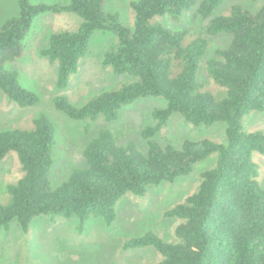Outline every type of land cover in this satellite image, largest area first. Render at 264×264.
<instances>
[{
    "label": "trees",
    "instance_id": "16d2710c",
    "mask_svg": "<svg viewBox=\"0 0 264 264\" xmlns=\"http://www.w3.org/2000/svg\"><path fill=\"white\" fill-rule=\"evenodd\" d=\"M16 1L19 15L0 29V89L10 101L22 108L39 102L35 93L19 84L16 73L5 70V64L22 56L24 40L38 16L67 12L83 20L79 29L52 35L42 51L58 64V87L67 88L78 73L96 32L118 38L104 54L103 67L134 82L106 91L81 108L57 97V110L74 121L103 116L111 123L119 120L123 108L140 99L161 98L166 106L154 109L153 124L141 132L146 151L132 142L119 144L123 131L102 128L84 149L85 167L73 170L57 188L50 178L55 127L47 116H39L30 130L0 132V165L15 152L23 172L18 182L7 187L8 203L0 204V230L8 231L16 222L28 233L33 220L41 216L53 221L76 218L80 232L93 218L112 227L118 219L117 206L126 195L145 197L149 188L175 183L217 154L215 165L202 172L196 191L164 213L165 218L180 220L177 241L168 242L151 231L128 239L123 249L152 247L162 256L157 264H264V190L258 165L252 161L253 153L264 154V133H247L242 125L250 112H264V4L256 12L232 5L228 15L216 17L227 0H204L199 7L200 17L210 20V35L232 37L229 46L215 51L207 62L209 76L223 88V99L217 100L202 93L197 78L207 39L157 21L180 22L196 0L132 1L133 27L120 12L106 11L108 0H71L67 6ZM175 114L194 127L224 123L227 142L186 139L181 148L171 143L161 146L155 137Z\"/></svg>",
    "mask_w": 264,
    "mask_h": 264
},
{
    "label": "rangeland",
    "instance_id": "374dc122",
    "mask_svg": "<svg viewBox=\"0 0 264 264\" xmlns=\"http://www.w3.org/2000/svg\"><path fill=\"white\" fill-rule=\"evenodd\" d=\"M135 0H108V13L120 12L124 21L134 26V11L131 2ZM204 0H196L191 11L184 14L180 22L171 18H157V21L172 29H188L191 36L203 37L208 41L206 56L200 63L198 81L203 84L202 93L212 94L217 100L223 99V88L215 83L207 72V62L215 57V51L225 49L232 37L227 34L212 36L208 33L210 20L199 15V7ZM31 4L64 5L71 0H30ZM264 0H227L213 17L228 15L232 5H240L256 12ZM16 0H0V29L12 18L19 15ZM83 20L73 13H50L38 16L26 39L20 58L5 64V70L17 74L19 84L27 91L35 93L39 102L22 108L10 101L0 89V132L7 130H30L41 115L47 116L55 127L56 145L53 151L54 165L51 171L53 188L69 179L72 171L86 165L84 149L102 128L123 131L119 144L135 143L146 151V141L141 132L153 124L151 117L155 108L166 106L161 98L149 97L121 111L118 121L107 122L103 116L96 121H74L56 109L55 98L66 97L76 108H81L96 96L134 82L130 76L115 75L110 68H104V54L116 46L118 38L113 33L96 32L90 41L87 56L81 60L79 71L73 75L69 86L60 89L57 85L59 67L42 51L49 46L52 35L61 32H75ZM247 133H264V112H250L242 121ZM211 138L226 143V125L217 123L212 127H194L187 124L179 114H175L167 128L155 140L163 147L172 144L181 148L184 140ZM217 154L196 165L194 172L180 178L175 183H164L149 188L145 197L126 195L117 206L118 219L112 227H107L103 219L93 218L84 232L79 231V220L41 216L33 220L30 231L23 233L16 222L11 228L0 230V264H157L162 256L154 248L125 251L123 245L130 238L155 232L168 242L177 241L175 232L180 220L168 219L164 213L185 202L193 194L201 181L202 172L215 165ZM252 161L258 165V181L264 190V154L253 153ZM23 172L15 152L10 153L0 165V204L10 200L7 187L15 184Z\"/></svg>",
    "mask_w": 264,
    "mask_h": 264
}]
</instances>
